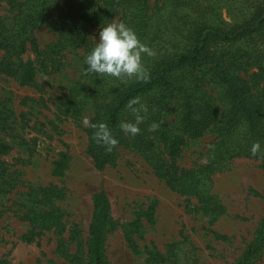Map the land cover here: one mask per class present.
<instances>
[{
    "label": "trees",
    "instance_id": "obj_1",
    "mask_svg": "<svg viewBox=\"0 0 264 264\" xmlns=\"http://www.w3.org/2000/svg\"><path fill=\"white\" fill-rule=\"evenodd\" d=\"M0 1L9 12L0 16V51L6 54L0 59V72L23 85H34L39 73L54 71L67 50L84 49L88 54L94 45L85 26L102 27L117 17L154 50V55L143 57L149 80L124 82L87 73L85 81L65 97L72 116L91 106L86 153L98 170L116 165L120 148L136 152L170 189L202 199L210 220L215 221L225 208L209 193L213 175L237 158L257 160L264 167V0H159L155 6L151 0ZM46 24L58 33V39L41 48L35 32ZM30 49L36 60H22ZM132 97H140L147 107L135 136L119 128L122 120L134 121L126 107ZM100 121L119 141L111 152L93 138L91 124ZM153 121L159 127L150 131ZM209 133L215 139L207 162L192 169L180 167L178 159L187 143ZM256 141L262 151L253 156L251 146ZM8 150L0 145V154ZM2 164L0 217L5 212L2 196L11 185ZM67 165L63 154L55 162L54 175H63ZM63 195V189L53 185L29 188L30 206L21 215L30 226L24 241H35L44 231L60 236L66 232L64 213L54 204ZM93 203L87 264H106V235L114 226L111 202L105 192H98ZM154 212L155 204L145 213L148 221H153ZM263 244L264 222L240 264L249 263ZM58 248L72 263H83V256L70 255L62 241ZM0 264L11 263L0 259Z\"/></svg>",
    "mask_w": 264,
    "mask_h": 264
},
{
    "label": "rangeland",
    "instance_id": "obj_2",
    "mask_svg": "<svg viewBox=\"0 0 264 264\" xmlns=\"http://www.w3.org/2000/svg\"><path fill=\"white\" fill-rule=\"evenodd\" d=\"M161 3L151 0V5ZM9 15L0 1V16ZM119 22V17L114 19ZM95 45L100 27L85 26ZM43 48L57 41L50 24L36 30ZM0 51V59L5 57ZM84 49L65 51L48 74L39 73L34 85L0 72V145L9 150L0 154L11 185L2 196L5 212L0 217V259L11 264H74L62 255V241L70 255L78 253L87 264L90 255V223L93 196L105 192L111 202L114 226L105 242L106 264H240L254 244L264 222V167L247 158L233 159L212 177L210 195L225 208L212 221L199 197L170 189L136 152L119 149L116 165L98 170L86 153L87 135L83 123L92 116L91 106L76 116L67 113L65 97L84 82ZM22 60H36L31 49ZM210 87L217 93L213 84ZM209 133L184 147L178 164L192 169L207 162ZM65 154L63 175L53 173L55 162ZM56 186L64 195L54 204L64 213L67 230L63 235L44 231L33 242L22 236L29 223L21 215L30 206V187ZM155 204L153 221L145 213ZM77 232H73V231ZM264 264V244L249 263Z\"/></svg>",
    "mask_w": 264,
    "mask_h": 264
},
{
    "label": "clouds",
    "instance_id": "obj_3",
    "mask_svg": "<svg viewBox=\"0 0 264 264\" xmlns=\"http://www.w3.org/2000/svg\"><path fill=\"white\" fill-rule=\"evenodd\" d=\"M154 55V50L143 43L133 28L123 21L113 20L100 27L98 39L94 47L85 56L84 63L87 67L83 70L87 73H95L105 77L116 78L120 81L129 80L147 81L150 79L149 69L143 62L144 55ZM126 107L134 115V121L122 120L119 128L132 136L141 131L140 124L145 117L141 113L147 112V107L141 102L140 97L129 99ZM85 125L89 124L87 118L83 120ZM95 129L93 138L96 143L105 146V150L111 152L119 141L113 135L112 129L106 122L100 121L91 124ZM159 127L155 121L149 126L150 131ZM262 151L259 141L253 142L251 153L256 156Z\"/></svg>",
    "mask_w": 264,
    "mask_h": 264
}]
</instances>
